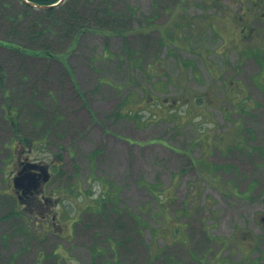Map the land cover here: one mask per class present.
Returning <instances> with one entry per match:
<instances>
[{
    "label": "rangeland",
    "instance_id": "rangeland-1",
    "mask_svg": "<svg viewBox=\"0 0 264 264\" xmlns=\"http://www.w3.org/2000/svg\"><path fill=\"white\" fill-rule=\"evenodd\" d=\"M241 5L0 0V264H264V30L239 41ZM27 155L52 177L24 202Z\"/></svg>",
    "mask_w": 264,
    "mask_h": 264
},
{
    "label": "trees",
    "instance_id": "trees-1",
    "mask_svg": "<svg viewBox=\"0 0 264 264\" xmlns=\"http://www.w3.org/2000/svg\"><path fill=\"white\" fill-rule=\"evenodd\" d=\"M28 1H30V2H33V3H37V4H41V5H50V4H54V3H56V2H58L59 0H28ZM20 2L25 6V7H28V8H31L32 6L29 4V3H26L24 0L22 1V0H20ZM245 1H243V0H239V3L240 4H242L241 6H242V8L240 9V11L239 12H237V13H235V12H232L231 10L228 12H225V11H223L222 12V10H221V13H223V14H226V20H231L232 21V23H233V21H234V24H239V31H238V35H239V41H241V42H247V41H252V39L254 38V37H256V36H259V34H260V32L262 31V30H264V27L262 28V29H260L259 30V32H255L254 33V27L253 26H250L249 24L251 23V19L253 20L254 18H259V19H261V20H263L264 21V0H250V1H248L249 2V4H250V6H246L245 5V3H244ZM57 7H50L49 9H48V12H51V11H54L55 9H56ZM60 8V7H59ZM107 15H110V16H112L110 13L109 14H107ZM220 15H218L217 17H219ZM113 17V19L112 20H117L118 18L116 17V16H112ZM246 40V41H245ZM0 44H3V46L4 45H6V46H8V47H10V48H12L13 47V49H14V47L15 46H13L11 43H6V42H4V41H1L0 40ZM12 45V46H11ZM19 48H21V47H19ZM261 48V49H260ZM15 49L18 51V47H15ZM22 51H25L26 53H28V48L27 47H23L22 49H21V52ZM247 49H245L244 50V52H246L247 53ZM32 52H33V54L34 55H42L43 57L45 56V57H47V55H51L48 51H36L35 52V50H32ZM250 53H254V54H252L253 56H256L257 57V63L259 62L260 63V60L263 58L262 57V54H264V46H262V45H260L259 46V48H252V50L250 51ZM2 70H3V68L0 66V83H1V80H2ZM234 89H236V86L234 87ZM233 89V90H234ZM249 95H247V97H248ZM189 97H186L185 98V101H188L187 103H186V106H187V109H186V111H185V113H182L181 112V115H180V117H181V119H183L184 118V116H187V119L189 118V116H190V111H191V109L192 108H194V107H196L197 106V104L195 103L196 101H194L193 100V98H192V101L189 99ZM248 99L250 100V98L248 97ZM174 100V99H173ZM199 100V105L201 106V110L203 111L204 110V108L206 107H210V106H212L213 105V103H212V100H214V99H210V98H207L206 96H202V98H200V99H198ZM212 104V105H211ZM164 105H167L166 103H164ZM203 106H204V108H203ZM220 106H222L223 107V105H220ZM224 108V107H223ZM7 109H9V114L11 115V119L12 118H14V114H11V110H12V108L9 106V108H7ZM224 110L226 111V112H228V113H230L231 112V110L230 109H228V108H224ZM228 116V115H227ZM14 121H12V124H14L13 123ZM241 128V126L238 128V129H240ZM209 132V131H208ZM205 136L207 137V136H209V135H207V133H206V130H205ZM208 138H210V136L208 137ZM214 140H215V138L213 137V142H212V139L210 138V142L211 143H213L214 144ZM209 142V143H210ZM209 164H211V163H209ZM207 165V164H206ZM213 166H215V168H217L218 166H216V164H212ZM162 193H164L165 194V191H163ZM165 198H166V200H168V195L167 194H165V196H164ZM185 206H186V204H184ZM181 209H184V206H183V208H181ZM180 210H178V212H179ZM169 215V214H168ZM182 216V215H181ZM169 217H172V216H170L169 215ZM187 223V222H186ZM155 230H156V228H155ZM164 233V232H163ZM162 233V234H163ZM169 235V233L168 232H165L164 233V239H165V243H166V245H169V243H170V238L171 237H167ZM218 239V238H217ZM227 239V238H226ZM226 239H219V240H226ZM227 240H229V239H227ZM168 241V242H167ZM242 243H244V242H242ZM162 248V250L165 248V247H161ZM120 262V261H119ZM118 262V263H119Z\"/></svg>",
    "mask_w": 264,
    "mask_h": 264
},
{
    "label": "water",
    "instance_id": "water-1",
    "mask_svg": "<svg viewBox=\"0 0 264 264\" xmlns=\"http://www.w3.org/2000/svg\"><path fill=\"white\" fill-rule=\"evenodd\" d=\"M63 2L64 0H61L58 3L53 4V5H40V4H36L32 2H27V3L39 9H47L52 6L54 7L58 6ZM30 168H40L42 170V174H39L40 178H36L34 174H22L23 172L20 171L19 175H17L13 181L16 188L21 189V190L23 189L24 191L30 190V189H36L39 184L40 179H42L43 181H47V179H49V171L47 170L48 168L45 167L44 165L39 167L37 163H34V164H31Z\"/></svg>",
    "mask_w": 264,
    "mask_h": 264
},
{
    "label": "flooded vegetation",
    "instance_id": "flooded-vegetation-1",
    "mask_svg": "<svg viewBox=\"0 0 264 264\" xmlns=\"http://www.w3.org/2000/svg\"><path fill=\"white\" fill-rule=\"evenodd\" d=\"M25 160L26 161H23V160L21 161L22 164L18 169H16L15 176H17V174H19V172L22 171L23 172L22 174H34L36 178H40V175H39L41 174L40 170L38 168H35V169L30 168L31 164L36 160H33V159L30 160V157L28 155L25 157ZM41 180L42 179H40L39 181ZM15 192L18 193L21 200H24V202H27L28 199L29 200L32 199V197L38 193V190H35V191H33V189L25 190V191L15 190ZM263 222H264V217H263Z\"/></svg>",
    "mask_w": 264,
    "mask_h": 264
}]
</instances>
